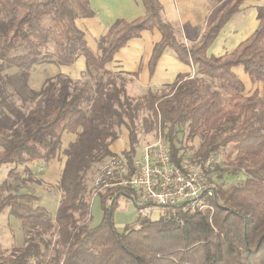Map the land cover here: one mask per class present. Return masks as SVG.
I'll list each match as a JSON object with an SVG mask.
<instances>
[{
	"label": "trees",
	"instance_id": "1",
	"mask_svg": "<svg viewBox=\"0 0 264 264\" xmlns=\"http://www.w3.org/2000/svg\"><path fill=\"white\" fill-rule=\"evenodd\" d=\"M140 2L143 14L116 20L93 54L76 25L94 16L90 0H0V168L23 166L9 169L0 181V214L7 210L34 232L10 252L0 249V264H264V98L257 90L247 95L233 71L242 67L251 82L264 86V8H257L258 25L250 36L229 53L208 56L243 0H217L204 31L189 46L162 18L160 0ZM153 29L161 38L152 48L149 73L170 49L193 67V76L128 97L121 75L105 66L128 41ZM79 60L88 79L82 85L61 75L45 79L38 91L26 85L32 66L71 67ZM6 67L21 71L4 75ZM140 118L145 134L159 131L175 165L187 160L178 147L183 134L188 141L199 139L190 163L220 158L214 166L219 177L242 172L243 180L228 187L212 180L213 195L205 199L212 214L138 217L118 231L114 210L120 199L136 208L134 191L114 187L94 196L89 175L117 156L110 146L121 128L128 150L119 155L133 171ZM64 133L75 139L63 150L62 198L52 218L33 207L36 199L23 187L32 180V166L56 158ZM94 197L101 206L97 224L90 223ZM49 235L56 237L53 243L43 239Z\"/></svg>",
	"mask_w": 264,
	"mask_h": 264
},
{
	"label": "crops",
	"instance_id": "2",
	"mask_svg": "<svg viewBox=\"0 0 264 264\" xmlns=\"http://www.w3.org/2000/svg\"><path fill=\"white\" fill-rule=\"evenodd\" d=\"M160 3L162 5V18L173 25L177 39L189 46L199 39L218 2L217 0H160ZM90 7L94 11V16L78 19L76 25L84 33L87 46L93 54L97 53L98 40L116 20L132 21L144 12L140 0H90ZM260 7L264 8V0H243L238 12L223 26L217 38L208 48L207 55L221 56L229 53L250 36L258 25L256 15L257 8ZM160 38V33L156 29L142 31L138 38L128 41L116 53L113 60L105 66V69L115 75L127 76L133 80V85L150 89L170 85L176 81L178 76H193V67L179 62L170 49L164 50L153 73H149L148 61L151 51ZM237 68L242 71L243 69L242 67H235L233 71L243 82L247 95L252 94L259 86H263L254 83V87H251L249 92L246 83L251 81L246 74L235 72ZM74 139L75 135L64 133L61 138V148L64 149ZM125 142H127L126 150H128L126 131L124 139L112 143L110 150L120 154L121 147L125 146ZM55 160L56 158L51 160L49 166ZM65 160L64 157L60 176Z\"/></svg>",
	"mask_w": 264,
	"mask_h": 264
},
{
	"label": "rangeland",
	"instance_id": "3",
	"mask_svg": "<svg viewBox=\"0 0 264 264\" xmlns=\"http://www.w3.org/2000/svg\"><path fill=\"white\" fill-rule=\"evenodd\" d=\"M80 61L81 60H79L77 63H75L69 68L55 66V65L32 66L28 70L26 85L28 86L29 89L33 91H38L40 89V86L43 85L45 79L54 77L56 75L68 77L74 83H77L78 85H82L83 83H86V80L88 79L84 75V64L82 61L81 62ZM20 71H21L20 69H16L14 67H6L3 70L2 74L13 76L19 73ZM236 71L240 74H245L242 70H238V68L235 69V72ZM118 78L124 80L126 93L128 97L140 98L146 94L148 88L138 87L135 84L133 85L132 82L133 80L129 79L127 76L125 75L120 77L118 76ZM119 79L117 80L119 81ZM246 86L248 91L250 92L251 87L252 88L254 87V83L253 82L246 83ZM257 90L264 98V86H259ZM138 125H139L138 127L139 140L136 147L137 156L140 154L141 148L144 145L152 142L156 136L154 133L145 134L143 132L141 118L138 121ZM124 133L125 130L121 128L117 139L119 140V142L120 140L124 139ZM178 139L179 140L181 139L180 142L178 143V147L180 148V154H182L183 157L189 160L190 162V158L192 157L195 149L199 145V139L197 138L193 141H188L185 135L183 134L179 135ZM126 145L127 142H125V146L121 147V151L119 152L120 154L123 153L124 151H127ZM63 150L64 149L60 148L55 162L50 166L49 164L47 166H42V165L32 166L30 168L33 171L32 180L27 181L23 187L27 192H31L33 197L36 199L32 203L33 207L44 208L52 218L55 215L56 209L62 198V193L59 189L58 184L60 179L59 176H60L62 161L65 157L63 155ZM117 153L115 154L118 155ZM214 161H215L214 163L215 166L216 164H219L221 162V159L214 157ZM102 165L98 166L95 172L89 175V183H88L89 187L92 185L93 180L97 175V173L99 172ZM13 167H15L16 171H21V169L23 168V166L21 165L2 166L0 168V181H3L6 178L7 172L9 171V169ZM209 173H210V179H212L214 182L219 183V185H223L224 187H228L240 183L245 176L242 172L235 175L228 172V173H223L222 176L219 177L220 173H218L215 170V167H213V169ZM91 216H92L90 222L91 224H97L100 221L101 206L98 197L92 198ZM147 216L151 218L154 217V215H147ZM138 217L139 215L137 213V210L132 203L128 202L126 199L119 200L118 205L115 208L113 214V221L118 231L120 232L123 231L125 226L127 225L135 224ZM33 233L34 232H31L28 229L24 230L20 222L14 219L12 216H10L7 210H5L0 214V249H2L3 251L10 252L13 248L20 246L23 242H25V240L29 236H32ZM55 238L56 237L54 235L43 237V239L45 240H51V243L55 241Z\"/></svg>",
	"mask_w": 264,
	"mask_h": 264
},
{
	"label": "built area",
	"instance_id": "4",
	"mask_svg": "<svg viewBox=\"0 0 264 264\" xmlns=\"http://www.w3.org/2000/svg\"><path fill=\"white\" fill-rule=\"evenodd\" d=\"M155 135L138 156L135 153L132 157L133 171L129 172L127 160L119 154L108 159L93 180V195L107 188L128 187L134 191L139 217L170 219L180 211L212 214L205 199L213 195L209 172L214 167V157L198 164L183 161L177 166L159 131Z\"/></svg>",
	"mask_w": 264,
	"mask_h": 264
}]
</instances>
